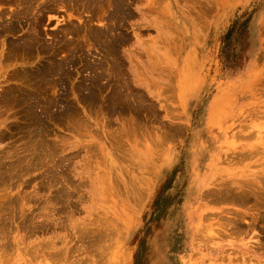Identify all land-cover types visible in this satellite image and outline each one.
I'll list each match as a JSON object with an SVG mask.
<instances>
[{"label":"rangeland","instance_id":"374dc122","mask_svg":"<svg viewBox=\"0 0 264 264\" xmlns=\"http://www.w3.org/2000/svg\"><path fill=\"white\" fill-rule=\"evenodd\" d=\"M0 264H264V0H0Z\"/></svg>","mask_w":264,"mask_h":264},{"label":"bare ground","instance_id":"6f19581e","mask_svg":"<svg viewBox=\"0 0 264 264\" xmlns=\"http://www.w3.org/2000/svg\"><path fill=\"white\" fill-rule=\"evenodd\" d=\"M12 1H13V0H12ZM76 3H77V2H76ZM6 5H7V4H6ZM59 5H60V4H59ZM17 6H18V5H17ZM19 6H20V5H19ZM62 6H63V5H62ZM54 7H55V6H54ZM66 8H67V7H66ZM23 9H24V8H23ZM107 9H108V8H107ZM29 10H30V9H29ZM102 11L104 12V10H101V12H102ZM26 12H27V11H26ZM91 12H92V11H91ZM103 12H102V13H103ZM23 14H24V13H23ZM100 14H101V13H100ZM100 14H99V15H100ZM95 15H96V14H95ZM99 15H98V16H99ZM103 15H104V14H103ZM23 16H24V15H23ZM101 17H102V16H101ZM75 18H76V17H75ZM1 26H2V25H1ZM38 106H39V105H38Z\"/></svg>","mask_w":264,"mask_h":264}]
</instances>
